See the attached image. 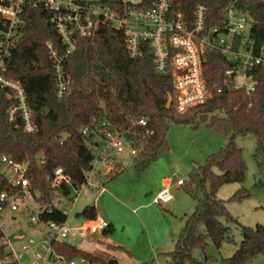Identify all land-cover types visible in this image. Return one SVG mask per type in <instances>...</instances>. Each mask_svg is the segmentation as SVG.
Returning <instances> with one entry per match:
<instances>
[{
	"label": "trees",
	"instance_id": "16d2710c",
	"mask_svg": "<svg viewBox=\"0 0 264 264\" xmlns=\"http://www.w3.org/2000/svg\"><path fill=\"white\" fill-rule=\"evenodd\" d=\"M152 1L141 0L139 6L149 8ZM229 1L172 0L171 5L174 12H182L188 20L197 5H204L206 27L211 28L224 23ZM99 2L111 8L122 3L121 0ZM236 8L250 19L249 40L257 54L264 47V0H238ZM50 16L42 6L25 10L23 36L7 61V76L24 87L37 131L25 134L8 125L5 120L7 99L0 97V155L16 163H28L29 190L38 209L43 210L39 214L40 221L59 225L66 222L67 214L60 206L53 205L57 201L56 193L69 198L72 190L84 183L91 169L93 150L90 140L81 135L84 126L107 121L116 130L130 131L140 143L133 165L141 174L169 151V122L192 128L205 124L225 143L217 153L207 157L203 165L189 173L187 192L195 200V208L191 215H185L183 228L168 256L173 264H213L214 260L206 254L202 261H196L192 251L199 248L204 252L210 244L219 249L223 242H232L228 226L232 223L240 228L241 242L234 254L222 259L221 264H244L264 255V226L240 225L228 212L226 201L217 197L220 187L242 184L245 180L242 150L235 143L239 136H254L253 157L264 174V67L255 65L248 73L257 85L254 92L247 94L244 89L235 90L232 79L224 83L225 72L234 64L221 55L208 54L203 78L212 98L178 114L172 106L166 109L167 98L173 95L171 75L155 71L151 46L143 43L140 56L132 59L128 56L123 33L99 25L92 37L77 42V50L67 59L64 71L71 78L72 86L65 97L58 100L46 48L49 42L59 45L58 35L49 23ZM141 119L146 120L145 127L137 125ZM36 158L40 159V167ZM56 168H62L71 179L72 187L52 185ZM122 171L123 166L110 175L107 182ZM1 191L9 192L4 184H0ZM249 196L250 192L241 188L230 200L240 202ZM77 217L84 221L96 220L95 206H86ZM112 231L113 228L108 227L102 232L106 236ZM1 242L0 235V264H17ZM51 246L68 263L81 259L88 264H118L116 258L105 252L87 253L57 240H52ZM120 249L115 247L116 251Z\"/></svg>",
	"mask_w": 264,
	"mask_h": 264
},
{
	"label": "built area",
	"instance_id": "2783aa9c",
	"mask_svg": "<svg viewBox=\"0 0 264 264\" xmlns=\"http://www.w3.org/2000/svg\"><path fill=\"white\" fill-rule=\"evenodd\" d=\"M237 1H229L223 24L207 28L204 5H197L188 20L182 12L172 10V0H153L149 8L139 6L141 1L132 4L126 0H121V5L116 8L95 0H0V97L7 99V124L25 134L37 131L24 87L7 76V61L23 36L27 8L42 6L48 10L51 13L49 23L59 38L58 46L51 42L46 44L54 74L56 99L62 100L72 86L64 66L77 50V42L92 37L99 25H103L123 33L128 56L132 59L140 56L143 43L151 46L155 71L159 74L169 72L171 75V106L176 113L184 114L212 98L203 78L206 57L211 53L221 55L234 64L225 72L224 83L232 79L235 90L244 89L247 94L255 91L257 83L248 73L255 65L264 67V47L254 54L253 42L249 40L250 19L236 8ZM239 75L243 80L241 85L236 82ZM137 125L145 127L146 120H139ZM80 132L90 140L93 150L91 169L84 183L72 190L69 198L56 193L57 201L53 204L56 207L72 203L83 189L98 190L100 195L103 194L108 177L120 170L124 159H134L139 153L140 143L134 135L128 130L114 129L107 121L91 123ZM28 170L27 162L16 163L10 157L0 155V184L9 190L0 192L1 243L17 264H20L23 255L30 256L29 264H45L51 259L63 261L64 258L54 252L51 241L65 239L67 230L55 222L42 223L39 214L43 210L33 211L27 223L30 228L40 224L47 227L41 232L39 241L24 232H7L11 227L7 224L11 219L8 216L29 211V201L36 202L29 190ZM51 182L56 188L72 187L71 179L62 168L54 170ZM176 185L183 186L184 181L179 180ZM171 201L170 190L161 188L153 197L152 204L163 206ZM108 227L106 221L94 220L86 225L85 230L89 234H96ZM15 243L20 244L18 250L14 247ZM69 264L76 263L72 261Z\"/></svg>",
	"mask_w": 264,
	"mask_h": 264
},
{
	"label": "rangeland",
	"instance_id": "374dc122",
	"mask_svg": "<svg viewBox=\"0 0 264 264\" xmlns=\"http://www.w3.org/2000/svg\"><path fill=\"white\" fill-rule=\"evenodd\" d=\"M101 1V0H95ZM118 1V0H112ZM129 3L136 4L141 0H126ZM238 85L243 83L240 75L236 78ZM167 142L169 144V151L160 157L164 159L166 175H170L173 180V189L171 193L174 196V200L167 204L169 207H174L176 211V220L182 222L184 225L185 215L189 216L193 213L195 208V200L188 194L187 189L190 187L189 173L192 169L199 165H203L212 154L217 153L224 145L223 139L217 134V132L208 127L205 124H200L197 128L191 126L179 125L174 122H169V131L167 133ZM236 145L242 150V157L246 167L245 180L242 184H228L219 188L217 197L220 200L226 201V208L230 215L237 220V222L245 227H254L255 225L264 226V174L258 169L257 163L253 157L256 141L253 135L248 134L246 136H239L235 139ZM119 178V179H118ZM142 175L138 174L133 165V158L129 157L123 160V171L115 178L117 181L113 184H119V191H129L126 196H122L120 200H126L134 192L141 191L143 188ZM114 180V179H113ZM184 181L183 187H177V181ZM158 180L155 178L149 179L146 182L151 186H154ZM175 187L177 189H175ZM244 188L250 192V196L240 202L231 201V196L239 189ZM106 189V185H104ZM146 189V188H145ZM145 189L142 191L144 192ZM99 191H90L89 189H83L76 200L72 203H64L61 208L66 210L67 220L63 224L67 230V238L58 239L61 243H66L73 246L82 245L83 247H97L99 238L102 237L100 232L96 234H87L85 230L86 223L77 214L84 208L85 200H90L91 204L99 196ZM112 193V192H111ZM113 195L116 194L113 192ZM145 196V193L141 195V198ZM75 199V193L73 194ZM106 200V195L99 199ZM55 202V201H54ZM29 211H23L22 213L16 212L8 216L10 219L7 224H10V230H7L8 234L14 232H24L32 237L35 241L41 239V232L45 231L47 227L44 224H40L38 227L30 228L27 223L29 221L32 212H37L38 205L29 201ZM101 209L106 211V202L100 201ZM163 213L165 211L159 208ZM13 218L15 220H13ZM222 224L225 225V221L220 219ZM19 222V223H18ZM230 228V238L232 242H223L219 249L213 247L211 244L201 251L199 248H195L192 251V256L196 261H202L203 256L206 254L213 260V264H221L222 259L230 258L241 242L240 228L232 223L228 224ZM19 245L15 243L14 247L18 250ZM106 254L116 251L115 247L108 245L106 248ZM30 256L23 255L19 263L29 264ZM76 264H84L79 260H73ZM45 264H69L68 261H55L51 259L50 262ZM244 264H264V255H259L251 261H247Z\"/></svg>",
	"mask_w": 264,
	"mask_h": 264
},
{
	"label": "crops",
	"instance_id": "0c3cea01",
	"mask_svg": "<svg viewBox=\"0 0 264 264\" xmlns=\"http://www.w3.org/2000/svg\"><path fill=\"white\" fill-rule=\"evenodd\" d=\"M162 157H159L140 174L143 177L141 178L144 185L142 190L146 188L144 192L142 190L134 192L126 200H120L119 198L126 196L129 191H119V184H113L117 181L115 177L114 180L105 184L104 193L99 194L92 204L90 200H85L82 205L84 208L89 205H94L96 208L95 221H106L113 231L106 236L100 232L102 237L98 240L100 244L98 248L82 245L71 246L87 253L96 251L106 253L105 248L108 245L121 248L109 253L110 256L116 258L118 264H173L168 254L174 248L183 223L176 220L174 207H169L167 204L163 206L152 204V199L159 189L168 188L171 193L174 188L172 177L164 172L165 162ZM152 178L158 181L150 187L146 181ZM111 192H114L116 196ZM142 193H145L143 198H141ZM105 195L106 200H99ZM100 201L106 202V211L101 209ZM159 208H162L165 213ZM84 222L88 225L90 221ZM84 264L88 263L84 262Z\"/></svg>",
	"mask_w": 264,
	"mask_h": 264
},
{
	"label": "water",
	"instance_id": "95a60500",
	"mask_svg": "<svg viewBox=\"0 0 264 264\" xmlns=\"http://www.w3.org/2000/svg\"><path fill=\"white\" fill-rule=\"evenodd\" d=\"M226 91L227 90L225 88H223V93H226ZM171 104H172V97H171V95H169L168 98H167L166 109H170L171 108ZM36 162H37L38 167H40L41 166V162H40L39 158H36Z\"/></svg>",
	"mask_w": 264,
	"mask_h": 264
}]
</instances>
